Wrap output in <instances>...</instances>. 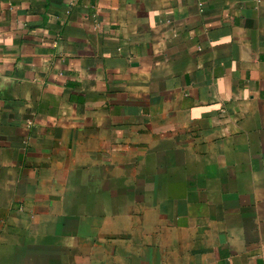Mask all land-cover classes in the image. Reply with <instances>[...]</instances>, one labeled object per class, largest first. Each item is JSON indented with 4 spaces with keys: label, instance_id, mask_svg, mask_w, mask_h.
Here are the masks:
<instances>
[{
    "label": "crops",
    "instance_id": "crops-1",
    "mask_svg": "<svg viewBox=\"0 0 264 264\" xmlns=\"http://www.w3.org/2000/svg\"><path fill=\"white\" fill-rule=\"evenodd\" d=\"M0 264H264V0H0Z\"/></svg>",
    "mask_w": 264,
    "mask_h": 264
}]
</instances>
